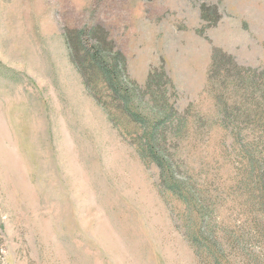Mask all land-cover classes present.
<instances>
[{"label":"rangeland","instance_id":"obj_1","mask_svg":"<svg viewBox=\"0 0 264 264\" xmlns=\"http://www.w3.org/2000/svg\"><path fill=\"white\" fill-rule=\"evenodd\" d=\"M94 26L134 81L164 68L181 108L213 124L190 127L178 176L213 210L224 264H264L261 191L214 124L222 87L208 80L215 49L264 67V0H0V264H218L192 240L202 203L164 189L142 131L110 119L72 65L66 31ZM244 134L264 158V129Z\"/></svg>","mask_w":264,"mask_h":264},{"label":"trees","instance_id":"obj_2","mask_svg":"<svg viewBox=\"0 0 264 264\" xmlns=\"http://www.w3.org/2000/svg\"><path fill=\"white\" fill-rule=\"evenodd\" d=\"M65 39L70 61L86 91L107 111L110 119L142 131L137 140L141 158L159 168L165 190L191 204L198 196L195 197L196 191L187 178L178 176L185 164L181 157L178 158V150L190 127L203 135L210 132L213 124L209 125L200 113H194L193 105L181 108L172 90L174 83L164 68L152 70L143 86L134 81L126 57L116 49L109 33L102 27L66 31ZM208 80L222 87L218 95L219 117L214 124L230 132L242 146V156L248 160L251 175L256 176L261 191L264 220V158L257 157L258 138L253 141L244 134L247 128L264 129V67H246L234 56L215 49ZM229 88H232V94ZM197 200L202 203L199 198ZM197 211L200 223L192 234L195 246L200 254L224 264L225 252L213 231L209 230L213 210L202 203ZM249 257L251 263L258 261Z\"/></svg>","mask_w":264,"mask_h":264}]
</instances>
